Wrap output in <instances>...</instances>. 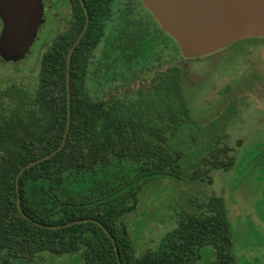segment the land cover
Here are the masks:
<instances>
[{
    "label": "trees",
    "instance_id": "1",
    "mask_svg": "<svg viewBox=\"0 0 264 264\" xmlns=\"http://www.w3.org/2000/svg\"><path fill=\"white\" fill-rule=\"evenodd\" d=\"M71 1L75 19L42 54L34 82H0V264H31L46 253H79L85 264H120L98 222L37 223L89 217L113 234L124 264H193L207 244L216 250L209 264H236L233 226L220 198L211 199L206 212L185 211L157 249L136 254L124 216L138 208L145 184L158 176L212 182L214 170L234 165L236 150L229 137H217L186 170L177 138L200 131V124L178 61L203 56L185 57L145 4L142 11L143 0H85L91 24L73 54L67 142L21 175L22 206L34 221L20 211V169L60 146L68 126V56L87 20L82 1ZM243 40L264 43V37H252L226 48Z\"/></svg>",
    "mask_w": 264,
    "mask_h": 264
},
{
    "label": "rangeland",
    "instance_id": "2",
    "mask_svg": "<svg viewBox=\"0 0 264 264\" xmlns=\"http://www.w3.org/2000/svg\"><path fill=\"white\" fill-rule=\"evenodd\" d=\"M141 4L146 12L144 3ZM119 5L117 1L113 8ZM68 8V0H57L54 9L61 17L49 13L47 24L20 57H0V74L6 76L0 79L1 83L23 79L34 82L42 54L60 32H53L50 25L55 19L68 18ZM2 28L0 17V34ZM178 63L186 69L188 100L200 124V131H185L177 138L185 152L186 170L190 171L209 144L220 136L229 137L228 141L235 146V163L227 170H214L212 182L170 176L149 180L140 193L138 208L124 216L136 254L157 249L163 237L177 227L185 211L206 212L211 199L220 198L233 226L236 264H264V43L243 40L213 58L203 56ZM42 257L45 260L31 264H85L79 253H46ZM215 257L214 246L207 244L193 264H209Z\"/></svg>",
    "mask_w": 264,
    "mask_h": 264
},
{
    "label": "water",
    "instance_id": "3",
    "mask_svg": "<svg viewBox=\"0 0 264 264\" xmlns=\"http://www.w3.org/2000/svg\"><path fill=\"white\" fill-rule=\"evenodd\" d=\"M86 11L85 26L72 45L68 56V126L60 146L50 153L24 165L17 175L18 206L22 214L34 221L23 209L20 179L29 167L55 155L66 144L72 120V59L74 51L85 36L90 24L91 15L85 0H81ZM165 31L178 42L185 57L205 56L219 51L241 39L264 37V0H143ZM0 17L3 29L0 34V56L5 60L23 55L36 38L42 16V0H0ZM98 222L110 235L116 247L120 264L121 258L117 240L107 226L96 218H81L62 225L78 222Z\"/></svg>",
    "mask_w": 264,
    "mask_h": 264
},
{
    "label": "flooded vegetation",
    "instance_id": "4",
    "mask_svg": "<svg viewBox=\"0 0 264 264\" xmlns=\"http://www.w3.org/2000/svg\"><path fill=\"white\" fill-rule=\"evenodd\" d=\"M56 2H57V0H42V16L44 18V21L40 24L38 31L47 24V22L49 20V13L53 14V16H55V18L61 17L58 9H54ZM68 7H69L67 10L68 14H69L68 18L63 17L62 18L63 21H59V20L55 19L56 22H54L53 24L51 23L49 29L53 30V32H55V31L59 32L60 31L59 32V34H60V33L64 32L65 30H67L72 25V23L75 19V11H74L73 4H72L71 0H68ZM17 70H19V69H17Z\"/></svg>",
    "mask_w": 264,
    "mask_h": 264
}]
</instances>
